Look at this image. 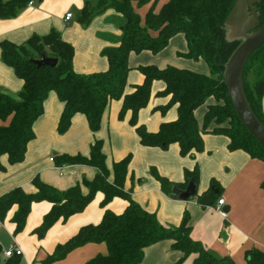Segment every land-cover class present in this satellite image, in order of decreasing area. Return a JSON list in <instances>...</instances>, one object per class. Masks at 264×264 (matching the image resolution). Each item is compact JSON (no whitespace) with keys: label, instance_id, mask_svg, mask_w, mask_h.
Listing matches in <instances>:
<instances>
[{"label":"trees","instance_id":"obj_1","mask_svg":"<svg viewBox=\"0 0 264 264\" xmlns=\"http://www.w3.org/2000/svg\"><path fill=\"white\" fill-rule=\"evenodd\" d=\"M32 0H0V18L14 17ZM152 0H95L86 1L80 10L77 21L86 26L96 15L106 10H114L122 17L118 28L121 30L118 45L104 48L101 53L108 60V68L91 73H77L73 70L74 47L64 41L58 31L51 29L46 35H33L25 42L16 45L8 40L0 42V58L13 68L17 78L23 80L19 97L14 98L0 91V118L6 125H0V158L8 157L11 164L23 161L26 146L34 137L33 123L43 111V102L54 91L63 103V110L58 119L57 131L66 132L71 118L76 113L85 115L92 132L99 130L101 117L111 100L120 99L119 118L130 111L129 123L135 126L139 141L143 146L166 148L176 143L181 156H194L204 149L203 135L210 132L226 135L227 148L231 151L243 150L252 158L264 160V147L247 131L237 117L233 103L228 96L223 80L224 65L236 49L241 38H228L227 18L236 0H169L158 12L153 5L146 11L143 23L135 10ZM257 13L254 29L264 25V0L253 4ZM155 33V34H153ZM176 33H182L187 41V51L178 53L188 59H203L207 62L209 73L190 71L185 68L167 65L158 68L152 64L138 66L144 76L143 82L125 93L128 72V55L148 50L158 53ZM57 58L56 65H38L31 59L41 56ZM242 86L245 100L253 115L264 126V44L254 50L243 68ZM254 70L252 81L247 75ZM154 80H163L164 88L159 96H169L165 105L157 109L164 112L170 106H177V117L173 121H163L156 131H149L139 124L137 114L144 108L151 96V84ZM213 97L217 103L207 105L203 122L199 125L194 111ZM103 141L95 140L88 156L57 155V165L81 164L97 169L91 179H82L80 183L67 189H58L34 178L32 183L36 191L27 193L17 187L0 196V221L9 220L14 224L13 233L22 231L31 205L40 200L52 203L43 216L41 224L34 229L41 239L58 219L63 221L71 214L81 212L97 193L103 194L101 205L104 207L99 223L81 226L70 239L58 243L54 251L42 263L50 264L64 258L69 252L88 242L105 243L107 252L91 257L85 264H138L147 247L155 242L169 239L171 247L181 252V256L171 264H181L187 256L193 255V264H235L231 257L216 256L205 248L202 242L191 236L189 214L184 211L177 227L164 226L155 213L146 211L125 191V179L131 155L116 160L111 169L106 166ZM4 169L0 162V170ZM152 175L160 183L161 190L169 194L180 185L162 177L151 169ZM198 165L193 170H185L186 186L188 179L197 183ZM217 189L212 181L210 189ZM86 189V192L83 191ZM219 190V188H218ZM203 195V194H202ZM202 195H200L199 201ZM218 198V193L212 194ZM128 201L124 210L114 214L106 205L114 197ZM14 211L10 213L11 209ZM0 264H20L19 255L1 257ZM248 264H264V252L250 249L246 252Z\"/></svg>","mask_w":264,"mask_h":264},{"label":"crops","instance_id":"obj_2","mask_svg":"<svg viewBox=\"0 0 264 264\" xmlns=\"http://www.w3.org/2000/svg\"><path fill=\"white\" fill-rule=\"evenodd\" d=\"M86 1L95 0L40 2L33 0L32 5H27L14 17L0 18V42L8 40L19 45L35 34L46 35L54 29L60 33L64 41L74 47L72 61L75 72L82 74L106 70L108 60L101 51L106 47L118 45L121 35L118 25L122 17L112 9L106 10L84 26L77 21V18ZM167 1L169 0H152L144 6L149 9L154 2L153 9L158 12ZM67 12L73 14L68 20L65 19ZM180 34L182 33H177V36L174 35L170 39V47L171 45L173 47L172 41ZM178 49L181 53L186 52L187 41L186 45H181ZM162 51L163 49L155 53L156 55H152L154 53L148 50L129 53L128 62L131 68L128 72L125 93L133 91L135 85L143 82L144 76L137 67L146 64L162 68L170 63L206 73L203 67L174 57L172 55L174 51H169L171 61H166L161 57ZM22 85L23 80L17 78L13 68L3 63L0 58V91L18 98ZM164 85L163 80L152 82L150 99L137 114L138 123L149 131H156L161 122L173 121L177 117V106H170L163 113L157 109L169 100V96L158 95ZM214 103H217L216 100L209 97L204 105L194 111L199 125L207 105ZM107 106L101 117L100 128L96 132L90 130L85 115L76 113L71 118L69 129L61 134L57 131V122L63 110V103L57 93L52 91L43 102V113L33 123L34 137L26 146L23 161L11 164L6 155L0 158L4 168L0 170V196L17 187L27 193L35 192L36 187L32 183L34 178L58 189L70 188L75 183H80L83 178H93L97 169L92 166L57 165L54 159H50L63 154L88 156L91 144L101 139L108 168L111 169L112 163L116 160L131 155L128 174L124 181L125 191L146 211L155 213L161 224L177 227L184 211L188 212L192 238L202 242L205 248L216 256L231 257L235 264H248L246 252L250 249L264 252L263 159L252 158L241 149L229 150L226 135L210 132L203 135L204 150L197 153L194 158L181 156L176 143L162 149L143 146L136 134L135 126L128 121L130 111H127L123 118L118 117L121 100H111ZM262 106L264 110V95ZM10 118V116L5 120L0 118V125H6ZM195 164L198 165L199 176L197 193L192 200H175L169 197L170 193L163 192L160 183L152 173L148 172L154 168L162 177L180 185L177 188H185L186 186H181L186 182L184 172L186 169L193 170ZM212 181H215L219 188V190L217 188L218 198L224 199L223 208L228 206L226 217L214 210L212 205L205 206L199 201L198 197L210 189ZM83 191L86 192V189ZM102 198L103 194L97 193L84 210L71 214V217L65 221L58 219L41 239L34 229L41 224L43 215L51 208L52 203L49 201L40 200L32 203L26 216L25 226L17 234L13 233L14 224L11 221L8 219L4 222L0 221L2 259H5L4 252L12 245H16L22 250V255L19 256L20 264H44L42 261L54 251L58 243L70 239L81 226L100 222L104 211L101 205ZM218 198H214L211 204H214ZM127 204L126 199L117 196L112 198L105 208L118 214ZM14 209L15 207L9 214ZM106 252L107 245L104 242H88L50 264H85L89 258L98 254L104 255ZM180 256L181 252L174 250L171 241L165 239L147 247L142 261L138 264H171ZM193 257V255L187 256L181 264H193Z\"/></svg>","mask_w":264,"mask_h":264},{"label":"water","instance_id":"obj_3","mask_svg":"<svg viewBox=\"0 0 264 264\" xmlns=\"http://www.w3.org/2000/svg\"><path fill=\"white\" fill-rule=\"evenodd\" d=\"M256 1L258 0H236L227 18L226 25L232 27L237 34L236 37L243 40L231 53L230 58L225 63L223 80L237 117L240 118L247 131L264 147V126L250 110L245 100L242 86L244 65L252 52L264 44V25L254 29L257 13L255 8H253V4ZM31 61L38 65L49 66L56 65L58 62L57 58L45 55L40 58L31 59ZM196 193L197 183L193 178H190L185 188H172L169 197L175 200H192L195 198ZM213 193H217V189L212 188L210 192L203 194L200 200L201 204L210 206ZM223 210L228 211V206L224 207Z\"/></svg>","mask_w":264,"mask_h":264},{"label":"rangeland","instance_id":"obj_4","mask_svg":"<svg viewBox=\"0 0 264 264\" xmlns=\"http://www.w3.org/2000/svg\"><path fill=\"white\" fill-rule=\"evenodd\" d=\"M91 3H94L95 1H90ZM134 7H135V10H138V12L139 13H141L140 14V16H141V20H142V23H143V20H144V17H145V14H146V11L148 10L147 8H146V6H144V5H142V7H140V8H137L136 7V5L134 4ZM79 15H80V12H79ZM122 20V19H121ZM177 34V33H176ZM176 34H174V35H176ZM177 36V35H176ZM175 36V37H176ZM227 36L228 37H236L237 36V34L235 33V31L232 29V27H228L227 26ZM172 38V37H171ZM170 38V39H171ZM170 39H169V43H170ZM172 42H174L173 43V47H172V45H171V47L169 46V43L163 48V51L160 53L161 54V57H163V58H165L166 59V61H171L170 60V53H169V51H174L173 52V56L174 57H176V58H178L179 60H183V61H187V62H192V63H194L195 65H197V66H199V67H203V69H205V71H206V73L209 71V67H208V64H207V62H205L203 59H186V58H182V57H180L179 55H178V53L180 52L181 53V51H179V47L181 46V45H186V41L184 40V35H182V34H180L176 39H174V41H172ZM150 54H152V53H150ZM152 55H156V54H152ZM153 65V64H152ZM168 65H171V66H174V64H168ZM156 67H158L157 65H155ZM176 66V65H175ZM174 66V67H175ZM176 67H178V66H176ZM179 68H181V67H179ZM186 69V68H185ZM189 70V69H188ZM192 70V69H191ZM190 70V71H191ZM192 71H195V72H200L199 70H192ZM200 73H203V72H200ZM206 73H203V74H206ZM209 73V72H208ZM253 77H254V70L253 71H251L248 75H247V79L249 80V81H252L253 80ZM201 122V124H202V122H203V115L201 116V120H200ZM1 125H3V124H1ZM148 172H150L151 173V170H149Z\"/></svg>","mask_w":264,"mask_h":264},{"label":"built area","instance_id":"obj_5","mask_svg":"<svg viewBox=\"0 0 264 264\" xmlns=\"http://www.w3.org/2000/svg\"><path fill=\"white\" fill-rule=\"evenodd\" d=\"M32 4H33V0L29 1L28 5H32ZM72 17H73V14L71 12H67L65 15V19H67V20L72 18ZM50 160H53V158H51ZM211 205L214 208V210L219 211V213L223 217H226L227 211L223 210V205H224V199L223 198H218L217 201ZM13 254L21 256L22 255L21 248H18L16 245H12L8 250H6L4 252L5 257H10Z\"/></svg>","mask_w":264,"mask_h":264}]
</instances>
